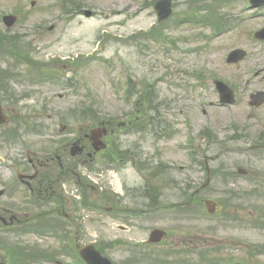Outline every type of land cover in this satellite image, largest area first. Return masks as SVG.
Wrapping results in <instances>:
<instances>
[{"label":"rangeland","instance_id":"obj_1","mask_svg":"<svg viewBox=\"0 0 264 264\" xmlns=\"http://www.w3.org/2000/svg\"><path fill=\"white\" fill-rule=\"evenodd\" d=\"M80 1H82V9L94 12V18L77 15L75 19H70L62 13L63 8L60 6L64 4L63 0H0V35L1 32L11 31L4 27L2 17L14 13L19 16L20 21L10 33L20 32L26 37L24 42H31L39 60L52 62L58 58L62 60L69 57L76 58L79 54V58L85 57L87 61L85 69L81 70L75 78L81 86L76 94L65 86L69 79H72L63 75L69 71L62 70L64 66L68 68L66 63L57 67L63 73H61L62 81L57 82L58 85L46 83L33 88L23 87L21 84L13 85L15 92L19 95L23 90L37 94L17 104H7L12 111L4 104L10 117L8 127L13 125L16 117L24 118L29 122L33 117L35 122L48 124L47 120L52 115H58L65 108L85 102L94 104L93 111L95 110L101 118H118L122 122L126 119V114L132 110V103L124 100L123 93L118 92L122 89L126 90L127 77L132 76L134 83L140 82L143 86L154 84L156 100L153 103L158 107V111L152 112L151 115L161 120L167 119L159 129H166L170 137L157 136L155 130L152 131L149 126L144 132L125 131L122 133V138L126 146L137 151L135 153L140 155L143 161L159 154L162 159L172 164L174 169L167 180L172 183V187L162 190L161 201L173 203L181 197L179 190L181 186L191 184L193 188H197L208 178L204 173L205 166L191 164L190 153L187 152L184 155V149L188 147L191 140L204 147V141L198 140L202 130L209 128L211 132L223 139L231 133V124L236 122L244 129L249 128L253 136H257L260 132L264 135V109L256 114L248 111L245 107L247 105H239L231 111L218 108V98L212 78L208 77L205 83L192 79L194 78L192 70L197 68L210 71L212 77L217 74L218 77L230 80L231 76H237L234 79L236 82L242 81L239 89L246 97L251 93L249 91L264 87L259 79H254V72L264 67V45L253 43L248 37V33L264 21V10L251 11L246 2L242 3L244 0H239L234 14L236 18L241 16L248 20L236 32L220 38H216L214 33H211V29L205 30V34L210 38L207 42L209 47L203 54L198 55L184 54L181 50L172 49L164 44L148 45L130 42L129 45L124 42V39L132 34L139 31L148 32L154 26L156 16L153 6L147 5V2L153 0ZM34 2L36 5L32 6ZM175 3L177 4L176 12L186 11L189 8L188 0H175ZM192 32L190 30V33ZM179 34L185 33L180 31ZM231 36H235L241 47L253 51L252 56L240 66H229L225 63L228 53L234 47L233 41L230 40ZM193 46L196 47L195 44ZM96 49L98 51H95ZM104 60H108L109 64H105ZM250 69H252L251 74ZM246 74L249 75L246 76ZM246 78L251 80V82L247 81L248 85H245ZM119 83L122 85H118ZM59 94H66L69 97L66 96L59 101L57 98ZM47 99L52 102L48 105L50 111L42 110ZM147 103L149 104L148 101ZM48 122L51 123V120ZM224 147H230L235 152L238 143L230 142V145L227 143ZM18 149L13 151V157L19 153ZM213 153L216 151H211L209 156ZM230 156L233 160L228 164L231 165L243 159L239 154ZM259 161L260 167L264 170V162ZM154 163L155 161L151 164ZM10 164L13 165L12 162ZM209 164L212 166L214 162ZM113 168L117 173L119 168ZM123 169L124 167L120 174L124 186L126 184L131 187L142 186L143 176L145 178L146 175L144 172L141 173L135 167L137 173L132 168L124 171ZM10 178L12 177L8 174L7 179ZM242 182L241 187L249 186L246 179ZM174 183L177 184L175 188H173ZM120 185L118 178L114 185L110 184V187L118 191L122 189ZM213 188L214 193H217L216 199H219L222 191H218L221 190V186L215 184ZM123 192L126 193L125 188ZM202 195L213 198L212 191L203 192ZM127 202L129 206L143 208L144 212L132 214L128 222L104 212H92L88 214V221L85 224L87 227L80 229V233L85 234L88 240L92 239V242L102 240L121 242L120 246L107 252L108 257L116 264L130 263V256L131 254L134 256V252L130 251V246H127L129 243L144 244L150 250H176L180 257L191 258L192 264H202L198 259L199 249L207 252L210 258L220 257L219 260L234 258L236 262L264 264V251H254L264 247V228L253 225V221L259 218L260 209L264 208L263 201H257V203L250 200L243 201L249 204L243 205V210L236 211L239 220L225 222L217 221L216 216L205 215H193L192 220L181 222L177 215L172 212L170 214L163 208L158 209L156 213H151L146 208L147 199L142 196L130 197ZM250 204H253L257 211ZM223 213V211L220 212V214ZM119 224L130 226L131 231L118 230ZM155 228H163L170 232L165 243L157 247L147 245L148 236ZM36 237L28 236L26 241L32 242L36 240ZM38 238L45 243L53 242L51 238ZM220 247L223 248V253L214 251V248ZM136 260H141L140 256ZM68 262L73 263L72 259Z\"/></svg>","mask_w":264,"mask_h":264},{"label":"flooded vegetation","instance_id":"obj_2","mask_svg":"<svg viewBox=\"0 0 264 264\" xmlns=\"http://www.w3.org/2000/svg\"><path fill=\"white\" fill-rule=\"evenodd\" d=\"M58 191H56L55 193H57Z\"/></svg>","mask_w":264,"mask_h":264}]
</instances>
